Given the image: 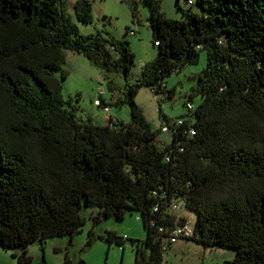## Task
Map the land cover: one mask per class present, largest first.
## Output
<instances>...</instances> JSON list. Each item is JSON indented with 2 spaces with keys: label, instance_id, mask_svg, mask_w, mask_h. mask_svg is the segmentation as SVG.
Segmentation results:
<instances>
[{
  "label": "trees",
  "instance_id": "16d2710c",
  "mask_svg": "<svg viewBox=\"0 0 264 264\" xmlns=\"http://www.w3.org/2000/svg\"><path fill=\"white\" fill-rule=\"evenodd\" d=\"M130 2L138 22L140 2L149 5L159 47L135 82L130 42L83 34L69 0H0V245L18 264H36L29 245L73 238L86 201L100 207L95 223L139 212L147 235L131 239L136 259L164 264L172 244L160 228L187 222L177 204L197 212L195 234L183 239L232 248L231 264H264V0H197L202 10H184V19L169 17L161 0ZM74 16L93 23L92 0H76ZM203 50L207 65L191 91L202 101L155 128L136 94L150 86L174 96L165 78ZM68 51L124 76L125 85L108 88L122 93L113 103L130 105V121L78 116L63 96ZM166 125L171 139L162 141ZM96 236L92 229L87 243ZM101 237L125 243L113 230ZM63 264L76 262L67 253Z\"/></svg>",
  "mask_w": 264,
  "mask_h": 264
},
{
  "label": "rangeland",
  "instance_id": "374dc122",
  "mask_svg": "<svg viewBox=\"0 0 264 264\" xmlns=\"http://www.w3.org/2000/svg\"><path fill=\"white\" fill-rule=\"evenodd\" d=\"M69 0V12L79 25L83 34L103 32L118 39L128 40L136 55L135 65L131 71V81L135 82L141 75L143 65L159 54V47L153 41L152 29L148 25L151 10L144 2L139 4L141 21L133 18L130 0H92L94 22L86 24L79 22L74 16V3ZM165 13L172 18L184 19V10L201 11L197 0L190 4L188 0H161ZM207 51L203 50L198 63L189 64L181 71L175 72L165 78L167 88H175V95L168 97L165 93L154 92L150 86H144L136 94L135 99L143 109L145 116L155 128H162L167 123L166 116L171 119L184 117L189 111L188 101L197 106L202 101V95L191 98L192 86L196 79L194 73L201 71L207 65ZM64 68L69 70L67 78L62 79L63 96L72 105L77 107V114L83 119L92 118L95 123H107L112 116L124 122L131 120V107L129 104L116 105L113 102L122 93L111 92L108 81L113 80L117 85L126 83L124 76L113 71L104 70L95 65L86 56L68 51ZM105 90L100 95V89ZM102 97L111 104V110L105 111L104 105L99 106L97 99ZM161 108V110H160ZM162 141H169V132L160 133ZM99 206L83 202L82 214L86 221L80 231L73 238L69 234L57 235L47 238L43 244L35 241L29 245V253L36 264H63L68 253L76 264H145L138 262L131 239H144L147 235L142 216L134 211L127 213L122 219L104 217L95 223L94 214ZM180 214L187 218V222L195 225L197 212L186 207L178 209ZM94 229L95 239L88 244L90 231ZM116 231L125 238L124 244L109 243L104 236L107 231ZM234 250L229 247L211 248L195 239H179L164 252V264H231L230 260ZM0 264H18L13 250L4 249L0 245Z\"/></svg>",
  "mask_w": 264,
  "mask_h": 264
},
{
  "label": "built area",
  "instance_id": "2783aa9c",
  "mask_svg": "<svg viewBox=\"0 0 264 264\" xmlns=\"http://www.w3.org/2000/svg\"><path fill=\"white\" fill-rule=\"evenodd\" d=\"M159 42H157L156 44H158ZM100 95H104L105 94V90L103 88L100 89ZM97 104L100 105L101 104V100L97 99ZM105 111H110L111 107L109 105H105L104 106ZM112 119H114V117L112 118V116L108 117L107 123H110V125H112ZM179 122H181V120H179ZM163 131L165 132H169L170 131V127L169 126H164L163 127ZM174 209H179L180 206H178L177 204L173 205ZM160 230L162 232L168 233V242H170L171 244L175 243L176 241H178L179 239L183 238V237H191L195 234V228L194 225L186 222L184 224L181 225H176L172 228L169 227H161Z\"/></svg>",
  "mask_w": 264,
  "mask_h": 264
},
{
  "label": "crops",
  "instance_id": "0c3cea01",
  "mask_svg": "<svg viewBox=\"0 0 264 264\" xmlns=\"http://www.w3.org/2000/svg\"><path fill=\"white\" fill-rule=\"evenodd\" d=\"M104 124H106V123H104Z\"/></svg>",
  "mask_w": 264,
  "mask_h": 264
}]
</instances>
